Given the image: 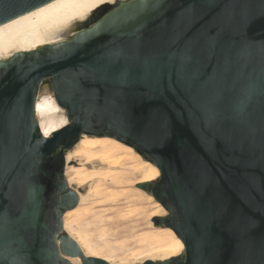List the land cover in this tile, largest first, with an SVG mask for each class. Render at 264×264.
Wrapping results in <instances>:
<instances>
[{"label": "water", "instance_id": "obj_1", "mask_svg": "<svg viewBox=\"0 0 264 264\" xmlns=\"http://www.w3.org/2000/svg\"><path fill=\"white\" fill-rule=\"evenodd\" d=\"M83 136L160 171L136 187L185 251L143 264H264V0H116L0 60V264H110L64 232Z\"/></svg>", "mask_w": 264, "mask_h": 264}, {"label": "bare ground", "instance_id": "obj_2", "mask_svg": "<svg viewBox=\"0 0 264 264\" xmlns=\"http://www.w3.org/2000/svg\"><path fill=\"white\" fill-rule=\"evenodd\" d=\"M114 1L55 0L1 26L0 60L21 52ZM73 161L81 164V168L70 166ZM65 176L69 187L78 193L79 204L64 215V232L76 241L87 257L100 258L110 264H143L148 260L162 262L183 255L184 244L173 230L153 227L152 220L165 216L166 210L151 194L138 188L133 196L136 202L146 199L153 205L147 217L151 230L132 234L119 244L108 241L101 245L90 237L88 229L94 222L104 223L109 219L105 213L110 209L95 212L92 207L94 202L100 204L97 207H103L105 202H119L118 199L128 193L113 191V188L126 189L127 186L160 178L159 169L145 161L132 147L111 138L83 136L73 150L66 153ZM142 192L148 193V196ZM127 197L128 200L132 198ZM131 216V212L122 214L120 211L115 221L108 225L121 227L123 221ZM104 226H107L106 223ZM105 236V233L100 235L101 238ZM71 262L80 264L81 260L72 259Z\"/></svg>", "mask_w": 264, "mask_h": 264}, {"label": "rangeland", "instance_id": "obj_3", "mask_svg": "<svg viewBox=\"0 0 264 264\" xmlns=\"http://www.w3.org/2000/svg\"><path fill=\"white\" fill-rule=\"evenodd\" d=\"M74 162V163H73ZM71 162L70 166H74L78 168H81V164H79L77 161ZM77 162V163H76ZM137 187L136 186H127L126 189H119V188H113V191H118L120 193H128L127 195H122L118 201L119 202H105L103 203V207H97L100 205L99 203L94 202L93 200H90L92 204V207L94 208L95 212L103 211V210H108L105 214L107 215V218L104 223H97L94 222L95 224L89 227V234L91 239H93L96 243H99L103 245L104 242H112L113 244H119L121 241H125L126 239H129L132 234L138 235L147 231H150L151 229L149 228L148 225V215L151 214V211L153 209V205L150 204L146 199L136 202V197H133L136 192H137ZM84 193V191H82ZM144 195L148 196V193L142 192ZM127 196H131V199H127ZM122 212V214H129L131 212V217L129 219H126L123 221V225L121 227H113L112 225L109 226L111 222L115 221L117 217L118 212ZM145 212V213H143ZM167 215V212L165 216ZM91 218V217H90ZM119 219V218H118ZM98 221V219H95ZM106 223L107 226H104ZM154 224V223H153ZM155 227V226H153ZM156 228V227H155ZM160 228V227H159ZM164 228V227H161ZM105 229V232L103 231ZM131 230L134 232L131 233ZM102 231V232H101ZM102 233H105L106 236L104 238H101L100 235ZM131 244V248H133V244Z\"/></svg>", "mask_w": 264, "mask_h": 264}]
</instances>
